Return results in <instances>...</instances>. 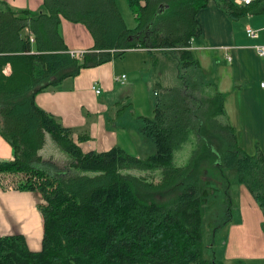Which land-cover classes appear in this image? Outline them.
I'll return each mask as SVG.
<instances>
[{"label": "trees", "instance_id": "1", "mask_svg": "<svg viewBox=\"0 0 264 264\" xmlns=\"http://www.w3.org/2000/svg\"><path fill=\"white\" fill-rule=\"evenodd\" d=\"M127 1L135 28L117 0H44L36 14L0 0V134L14 151L12 160H0V173L21 175L18 188L44 200L38 206L41 249L32 250L24 234L0 236V264H220L206 257L203 209L210 208L212 218L232 204L226 168L235 170V182L249 189L264 214V154L239 145L225 120V94H204L202 76L182 74L181 85L163 90L152 116L140 117L141 131L156 144L145 158L119 145L85 151L80 142L90 135L75 138L73 128L36 102L40 92L133 48L171 49L182 70L201 68L192 40L201 35L197 14L209 0ZM217 4L231 17L245 12L230 0ZM63 18L92 33L94 46L83 57L70 53ZM48 134L73 157L56 174L41 165ZM192 136L189 161L176 165L175 151ZM123 169L159 170L160 177ZM206 175L213 181L203 186Z\"/></svg>", "mask_w": 264, "mask_h": 264}, {"label": "crops", "instance_id": "2", "mask_svg": "<svg viewBox=\"0 0 264 264\" xmlns=\"http://www.w3.org/2000/svg\"><path fill=\"white\" fill-rule=\"evenodd\" d=\"M13 8H29L35 14L42 10L44 0H5ZM245 12L231 17L218 6L217 0H209L197 14L201 35L192 40L193 50L201 62V68H180V60L173 62L174 79L182 84L181 75L202 76L205 86L202 91L212 95L216 89L225 94L226 117L237 131L238 143L251 154H264V57L253 46L264 45V0L246 6L241 0H230ZM62 33L69 50H90L94 46L92 33L83 23L62 19ZM258 30L255 37L247 29ZM171 49L133 48L111 61L84 68L72 78H67L36 96L39 106L54 114L63 125L78 134L88 133L90 139L80 142L85 151H104L121 144V131L127 128L128 117L141 130V116L134 104L139 83L149 94L159 96L163 88L162 72L165 59ZM231 57V58H229ZM153 62V63H152ZM156 67H160L157 71ZM126 74L125 81L116 77ZM153 84H157L158 88ZM101 88L97 93L93 86ZM154 86L153 88L151 86ZM174 87V86H173ZM213 92H211L212 90ZM143 97H150L145 94ZM158 99V97H157ZM154 100L153 106L157 102ZM153 107V110H154ZM153 114V111H152ZM152 116V115H151ZM139 119V120H138ZM142 120V121H141ZM46 144L40 150L45 157ZM11 144L0 134V160H12ZM15 174L0 173V236L24 234L32 250H40L44 236V219L39 204L44 200L41 193L18 188ZM230 201L236 214L227 226L228 236L224 249L225 264H264V214L259 204L245 185L233 183ZM211 232V231H210ZM214 249L215 245L208 244ZM215 253V252H213Z\"/></svg>", "mask_w": 264, "mask_h": 264}, {"label": "rangeland", "instance_id": "3", "mask_svg": "<svg viewBox=\"0 0 264 264\" xmlns=\"http://www.w3.org/2000/svg\"><path fill=\"white\" fill-rule=\"evenodd\" d=\"M118 7L120 9V12L122 13L127 25L131 28H135L137 25V19L135 18V14L130 8L127 0H117ZM163 8V6H161ZM172 55H168L165 59V70L162 72V79H163V88L164 87H173V86H179L181 85L178 79H174V69H173V62L175 61L176 57L178 59V54L176 56L175 52L171 53ZM153 63V62H152ZM157 71L160 69V67L154 68ZM190 76H187L188 79ZM155 87L158 88L157 84H153ZM151 86L152 88L154 86ZM143 87L145 89H148V86L146 83L141 82L139 83V87L137 89V93H140L141 96H136L134 108L135 111L139 114L140 112L145 113L146 115L151 116L153 111V102L157 97L161 96L162 93L159 94V96H155L154 92L151 91L150 94L143 90ZM154 89V88H153ZM212 90V89H211ZM212 90L211 92H213ZM148 94L150 97H143V95ZM137 120V117L134 119L132 117H128L124 120V124L127 128H118L121 131V144L122 147L126 149L128 152L137 155L138 157L145 158L149 156L150 154L154 153L156 151V144L147 135H145L140 129H137L138 126L137 123L134 121ZM139 120V119H138ZM143 120V119H142ZM141 120V121H142ZM142 124H144V121H142ZM47 145L45 147V150L43 153H45L44 161L42 162V166L47 168L48 171H51V173H59L60 171H63V169H67L71 161H73V157L64 151L51 137L50 134L47 135ZM195 137L192 136L189 139V142L185 143L180 149L176 150L174 153V163L176 165H184L186 164L190 156L192 155L194 144H195ZM77 173L82 172L81 170H75ZM225 172V175L227 176V185L232 183L230 185V190L235 183V170L226 168L223 170ZM87 174H94L92 171L85 172ZM122 173H132L137 175H145L149 179H154L155 181L159 180L160 177V171H141L139 169H123ZM18 174H15L17 177L16 180L20 178L21 175L17 176ZM226 179V178H224ZM213 180L206 175V179L203 181V186L207 185L208 182H212ZM209 185V184H208ZM208 187V186H206ZM228 204V205H227ZM228 207L232 208V213L230 216V213L228 212V209L225 208L221 210L219 213H217L215 216L210 218V208H204L203 209V218H204V242L205 244H209L210 241L215 245L214 249L211 250V248H206L205 253L206 257L215 259L216 262L220 264H225L223 261L224 256V249L226 247V241L228 236V230L227 226L230 223L231 219L236 214V207L233 206V204L227 203ZM208 222H210L208 224ZM213 223V225H212ZM211 229V232L209 231ZM215 252V253H213Z\"/></svg>", "mask_w": 264, "mask_h": 264}, {"label": "built area", "instance_id": "4", "mask_svg": "<svg viewBox=\"0 0 264 264\" xmlns=\"http://www.w3.org/2000/svg\"><path fill=\"white\" fill-rule=\"evenodd\" d=\"M258 0H241V3L243 5L246 6H251V4H253L254 2H256ZM247 33L249 36L255 37L258 34V30L255 29H251V27H249L247 29ZM256 50V52L259 54V56L264 57V45H255L253 46ZM87 52V50L84 49H77V50H71L70 53L72 54V56L75 57H83V55ZM231 58V57H229ZM117 81H125L126 80V74H122L120 76L116 77ZM260 87L264 88V80L260 83ZM93 88L96 90L97 93L101 92V88L100 87H96V85L93 86Z\"/></svg>", "mask_w": 264, "mask_h": 264}, {"label": "water", "instance_id": "5", "mask_svg": "<svg viewBox=\"0 0 264 264\" xmlns=\"http://www.w3.org/2000/svg\"><path fill=\"white\" fill-rule=\"evenodd\" d=\"M163 6V8H161L160 7V10H159V12H161V11H163L167 6L166 5H162ZM139 35H137V37H138Z\"/></svg>", "mask_w": 264, "mask_h": 264}]
</instances>
